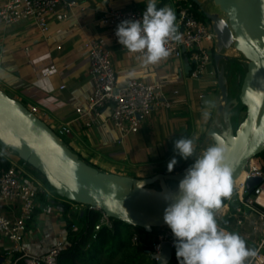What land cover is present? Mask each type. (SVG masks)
<instances>
[{"label": "crops", "instance_id": "1", "mask_svg": "<svg viewBox=\"0 0 264 264\" xmlns=\"http://www.w3.org/2000/svg\"><path fill=\"white\" fill-rule=\"evenodd\" d=\"M73 1L69 17L60 22L53 20L47 35L39 33L29 21L0 30V88L27 107L43 108L47 115L44 120L51 127L69 123L68 146L97 166L101 163L111 167L105 171L145 177L158 172L185 170L191 163L185 165L178 159L173 150L174 141L181 136L193 140L205 129L203 143L196 155L212 145L206 132L210 128L219 129L215 121L216 107L220 103L217 85L208 78L211 88L208 90L204 80L190 78V66L185 56L177 62L167 56L156 64H145L144 58L137 57L111 38L98 22V17L107 8L146 7L148 0ZM179 1L171 0L168 4V0H158L157 3L171 7L176 13ZM88 38L98 39L110 51L117 85L137 78L160 85L167 92L177 89L178 94L172 97L173 106L152 111L141 118L136 132L123 134L109 122V107L97 116L76 112V108L86 109L87 97L93 87L87 72L84 46ZM45 71L49 73L44 75ZM205 101L212 103L206 105ZM205 111L209 113L207 118L203 116ZM218 122L222 123L221 116ZM174 155L178 162L173 171L168 172L167 163ZM56 199H52L47 212H37L27 226L25 244L33 253L46 252L56 240L65 238V220L60 208V202L64 200ZM242 238L251 248L249 239ZM4 241L0 234V246L8 244Z\"/></svg>", "mask_w": 264, "mask_h": 264}, {"label": "built area", "instance_id": "2", "mask_svg": "<svg viewBox=\"0 0 264 264\" xmlns=\"http://www.w3.org/2000/svg\"><path fill=\"white\" fill-rule=\"evenodd\" d=\"M74 3L73 0H0V30L29 21L39 33L47 35L50 23L53 20H66ZM145 8L136 5L107 8L98 17V22L111 38L118 41L115 30L120 21L138 19ZM176 17L181 39L168 42V56H185L190 66V78H210L216 84L217 70L213 61L216 36L211 23L206 19L199 20L193 4L188 0L177 3ZM84 46L88 61L87 72L93 80V87L87 97L86 109L83 111L76 108V112L97 116L102 109L109 107V122L123 134L136 132L141 118L150 115L152 111L173 106L172 97L178 94L177 89L167 92L160 85L137 78H130L123 85H117L110 51L96 38H88ZM134 54L144 58L141 53ZM48 73L49 71H45L43 74ZM28 108L40 119L47 118L43 108L36 105ZM53 129L61 138L70 133L69 123H60ZM239 177L232 183L231 197L226 198L221 207L215 209L214 215L221 227L239 233L251 242V249L256 250L257 255L249 257L246 264H264V160L259 156L250 158ZM251 177H261L262 180L249 192L246 181ZM40 195L45 197L46 203L43 205L39 200ZM54 198L43 183L27 170L26 162L14 151L0 144V234L8 243L0 246V264H16L18 261L24 264H58L63 240H56L43 253H33L25 244L27 226L34 218L36 209L40 207V212H47ZM71 206L79 213H83L85 209L97 210L84 204L71 203ZM98 211L100 217L94 225L92 239H95L96 232L102 226H111V219L104 212ZM221 222L226 226L221 225ZM76 229V225H72V230ZM157 238L158 242L152 243V253H160V242L163 240L169 241L173 248L174 237L171 230ZM139 240V234L133 233L131 241L137 243Z\"/></svg>", "mask_w": 264, "mask_h": 264}, {"label": "water", "instance_id": "3", "mask_svg": "<svg viewBox=\"0 0 264 264\" xmlns=\"http://www.w3.org/2000/svg\"><path fill=\"white\" fill-rule=\"evenodd\" d=\"M192 1L203 11L216 36L213 61L220 93L215 116L219 129L210 128L206 134L212 145L224 149L223 163L232 169L233 183L249 159L264 150V0H213L222 15L204 10L200 0ZM230 48L247 61L237 99L229 98L222 62L226 58L223 52ZM239 103L246 109L245 117L234 129L232 110ZM219 116L222 123L218 122ZM0 144L37 169L55 193L66 200L91 206L110 219L147 233L157 227H168L163 221L168 201L163 197L176 189L171 188L168 181L178 184L185 170L145 177L100 170L82 159L24 103L1 88ZM261 180V177L249 178L246 189L250 192ZM154 183L157 187L152 186ZM151 256L156 264H168L172 258L170 242L161 241L160 253Z\"/></svg>", "mask_w": 264, "mask_h": 264}, {"label": "clouds", "instance_id": "4", "mask_svg": "<svg viewBox=\"0 0 264 264\" xmlns=\"http://www.w3.org/2000/svg\"><path fill=\"white\" fill-rule=\"evenodd\" d=\"M157 2L148 0L141 17L120 21L115 30L118 43L129 52L141 53L145 64L166 58L168 42L181 39L175 11L157 7ZM208 114L205 111L204 118ZM173 150L181 159L193 158L175 191L163 197L168 201L163 221L173 234L178 264H246L249 257L257 255L256 250L249 248L239 233L221 227L213 211L232 195V169L223 163L224 149L210 145L195 155L193 140L181 136L174 141ZM177 162L174 155L167 171Z\"/></svg>", "mask_w": 264, "mask_h": 264}, {"label": "trees", "instance_id": "5", "mask_svg": "<svg viewBox=\"0 0 264 264\" xmlns=\"http://www.w3.org/2000/svg\"><path fill=\"white\" fill-rule=\"evenodd\" d=\"M188 1L193 4L194 9L198 6L192 0ZM157 7H163L162 3H157ZM199 13L204 16L202 10ZM238 105L239 107L236 106L235 110L239 109V112H243L240 115V121H242L245 117L246 109L240 103ZM63 141L68 145L67 139H63ZM78 155L91 165L97 167V165L81 154L78 153ZM257 156L264 160V150ZM4 164L8 165L6 162ZM26 168L27 170L30 168V170L36 172L37 176L35 178L49 186L37 169L27 163ZM97 168L99 169V167ZM39 200L41 205L46 203L43 195H40ZM225 201L226 199H223L222 204ZM71 203L75 204V202L69 200L60 202V208L65 220V238L63 240V247L58 255V264H156V260L152 258L149 252H153L152 243L158 242V238L156 236L154 241H151L149 238H143L144 235L149 237L153 233V230L150 233L145 232L143 229L137 232L126 223L111 219V226H102L96 232L95 239H92L94 225L100 217V212L94 209H85L80 214L78 210L71 208ZM40 209V207L36 209L35 214ZM72 225H76L77 229L72 230ZM222 225L226 226L225 223H222ZM133 233H138L140 236V240L137 243L131 241ZM16 264L24 263L18 261ZM168 264H178L174 246L172 248V258Z\"/></svg>", "mask_w": 264, "mask_h": 264}, {"label": "rangeland", "instance_id": "6", "mask_svg": "<svg viewBox=\"0 0 264 264\" xmlns=\"http://www.w3.org/2000/svg\"><path fill=\"white\" fill-rule=\"evenodd\" d=\"M200 1L202 2L203 6H204V9H213L215 12H219V14L222 15V13L219 11L218 7L213 4V0H200ZM169 2H171V0H168L167 3L169 4ZM200 10H201L200 7H198V6L195 7V13H196L197 18L199 20H201V21H206L204 19V16L201 13H199ZM20 23H22V22H20ZM226 53H228L230 55V57H231V59L224 64L225 65V70H226L227 85H228V89H229L231 97L235 98V97H237V95L239 93V90H240L241 80H242V77H243V75H244V73L246 71V63H247V61L243 57V55L241 53H239L238 51L234 50L233 48L228 49L226 51ZM172 61L173 62H177L178 58H173ZM208 80H209L208 78L204 79L203 84L205 85V87L208 88V90H210L211 89V88H209L210 82ZM216 93H217V91H216ZM237 107H239V105H237ZM242 114H243V112H239V109L238 110L237 109L234 110V113L232 115V126H233L234 129L237 128V126H238V124L240 122V119H241L240 115H242ZM204 137H205V129L203 130V132H202V134L200 136L198 134V136L193 139L195 155L200 150V146L203 143L202 139ZM63 139L66 140V137L63 136ZM85 158H87V157H85ZM178 159H181V158L178 156ZM192 159L193 158H189L187 160H184V159H181V160L184 162V164L186 163L185 165H189L190 163H192ZM97 167H99V169L103 170V171L111 169V167L106 166V165H102L101 163ZM28 171L34 177L37 176V173L32 171V170H30V168H28ZM168 184L173 189L176 188V186H177V182L173 181V180L168 181ZM43 185L50 192V194L53 197L57 198L56 200L63 199L62 197L58 196L54 192V189L51 186H48V185H46L44 183H43ZM152 186L157 187V184L154 183V184H152ZM213 211H215V209ZM132 229L137 231V232H140V228H138V227H132ZM168 230H170L169 227H157V228L153 229V233L149 237L144 235L143 238H145V239L149 238L151 241L152 240L154 241L156 236H158L160 234H165ZM246 231L247 230H245V233H246ZM4 242H7V241H4ZM149 254L152 255V252L151 253L149 252Z\"/></svg>", "mask_w": 264, "mask_h": 264}, {"label": "flooded vegetation", "instance_id": "7", "mask_svg": "<svg viewBox=\"0 0 264 264\" xmlns=\"http://www.w3.org/2000/svg\"><path fill=\"white\" fill-rule=\"evenodd\" d=\"M223 53H224V56H226V58L223 59L222 62L225 64L227 61H229V60L231 59V57H230V55H229L228 53H226V51H224ZM228 90H229V89H228ZM229 98H230V99L234 98V97H231L230 92H229ZM235 98L237 99V97H235ZM234 108H235V107H234ZM234 108H233V110H232V114L234 113V110H235Z\"/></svg>", "mask_w": 264, "mask_h": 264}, {"label": "bare ground", "instance_id": "8", "mask_svg": "<svg viewBox=\"0 0 264 264\" xmlns=\"http://www.w3.org/2000/svg\"><path fill=\"white\" fill-rule=\"evenodd\" d=\"M240 178V177H239Z\"/></svg>", "mask_w": 264, "mask_h": 264}]
</instances>
